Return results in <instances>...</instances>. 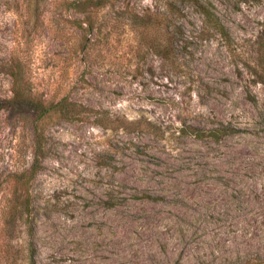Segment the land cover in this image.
Instances as JSON below:
<instances>
[{
  "label": "rangeland",
  "instance_id": "1",
  "mask_svg": "<svg viewBox=\"0 0 264 264\" xmlns=\"http://www.w3.org/2000/svg\"><path fill=\"white\" fill-rule=\"evenodd\" d=\"M69 1L0 0V264H264V0Z\"/></svg>",
  "mask_w": 264,
  "mask_h": 264
},
{
  "label": "trees",
  "instance_id": "2",
  "mask_svg": "<svg viewBox=\"0 0 264 264\" xmlns=\"http://www.w3.org/2000/svg\"><path fill=\"white\" fill-rule=\"evenodd\" d=\"M100 4H102L100 0H71L67 3V7L86 16L88 25L83 27L81 22H79L77 27L90 32L93 28L91 18ZM185 4L194 6L196 11L200 14L206 28L217 32L222 37L229 38L228 31L221 23L217 14L213 11V5L208 1L201 0H171L166 6L165 13L155 14L157 29L163 27H171L172 29L178 28L175 19L177 14L181 11V7ZM9 74L12 78L11 97L8 98V104L11 108H27L32 110L35 121L57 110H61L62 113L67 112V107H65L64 102L62 103V101H59L53 104L52 101H44L31 96L25 88L21 77L13 70L10 71ZM104 126H106V124H104ZM182 132L195 139L211 138L212 140H217L221 136L231 134L233 129L221 123L220 127H211L208 129L196 125H188L182 129ZM25 174L28 175V173ZM25 174L20 175L22 176ZM22 206L27 208L28 203L25 201L22 203Z\"/></svg>",
  "mask_w": 264,
  "mask_h": 264
}]
</instances>
